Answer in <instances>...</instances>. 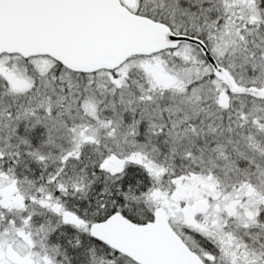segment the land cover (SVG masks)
<instances>
[{
    "label": "snow or ice",
    "instance_id": "6c2138e0",
    "mask_svg": "<svg viewBox=\"0 0 264 264\" xmlns=\"http://www.w3.org/2000/svg\"><path fill=\"white\" fill-rule=\"evenodd\" d=\"M0 264H264V0H0Z\"/></svg>",
    "mask_w": 264,
    "mask_h": 264
}]
</instances>
